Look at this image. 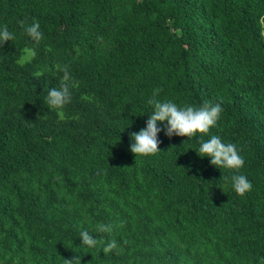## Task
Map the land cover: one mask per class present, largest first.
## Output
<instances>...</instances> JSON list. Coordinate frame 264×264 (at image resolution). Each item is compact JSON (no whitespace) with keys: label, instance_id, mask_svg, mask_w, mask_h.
I'll list each match as a JSON object with an SVG mask.
<instances>
[{"label":"trees","instance_id":"16d2710c","mask_svg":"<svg viewBox=\"0 0 264 264\" xmlns=\"http://www.w3.org/2000/svg\"><path fill=\"white\" fill-rule=\"evenodd\" d=\"M261 17L264 0H0L15 35L0 46V264H264ZM25 47L36 57L20 65ZM58 65L78 82L63 119L44 101ZM155 89L223 112L207 134L161 131L160 151L136 157L130 134L147 126ZM213 135L243 168L197 154ZM235 174L253 185L244 196ZM85 230L118 252L84 246Z\"/></svg>","mask_w":264,"mask_h":264},{"label":"clouds","instance_id":"9594fccd","mask_svg":"<svg viewBox=\"0 0 264 264\" xmlns=\"http://www.w3.org/2000/svg\"><path fill=\"white\" fill-rule=\"evenodd\" d=\"M21 26L24 27V22L21 21ZM260 24L264 26V17H261ZM26 34L37 45L43 39V33L40 31V24L38 21H33L31 25L24 28ZM264 37V31L261 32ZM15 35L9 31L8 26L0 27V46H3L8 41H13ZM36 57V51L32 47H25L22 54L17 59L16 63L24 65L30 63ZM58 70L63 72L59 87L50 88L46 97L45 103L49 108L57 111L61 119L64 118L63 109L71 102V91L73 87H78V82L74 81L68 66L62 68L58 65ZM41 75L40 73L36 74ZM161 89H155L153 96L149 99L148 103L153 106L154 110L149 115L147 126L142 128L138 133H131V139L134 141L130 145V151L135 156H151L160 151L159 145L161 141L158 139V133L165 131L166 136L169 138L175 136L192 138L197 133L207 134L209 130L217 124L220 119L223 108L220 103L211 104L205 102L199 108L186 105L183 108L178 107L172 101H160L156 99ZM89 99V97H82ZM78 118V117H76ZM158 122L163 123L164 127H158ZM197 154L200 157H210V163L220 169L227 168L232 170H240L244 167L245 160L240 155V150L233 143H223L218 136H211L207 141H201ZM232 186L234 191L244 196L253 188L252 183L245 175L235 174L231 177ZM113 230L112 225L99 224L97 231L111 233ZM80 239L82 244L89 248H94L98 244L103 245V253L105 255L119 250L118 242L115 239L109 240L105 243L102 240H97L88 231L80 232ZM65 264H80V261L74 256L72 259H65Z\"/></svg>","mask_w":264,"mask_h":264}]
</instances>
